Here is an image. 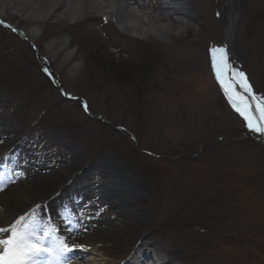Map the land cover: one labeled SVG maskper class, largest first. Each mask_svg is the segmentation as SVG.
Returning a JSON list of instances; mask_svg holds the SVG:
<instances>
[{"label":"rangeland","instance_id":"374dc122","mask_svg":"<svg viewBox=\"0 0 264 264\" xmlns=\"http://www.w3.org/2000/svg\"><path fill=\"white\" fill-rule=\"evenodd\" d=\"M67 1L73 11L83 0ZM186 1L193 20L180 17L172 35L162 37L153 30L135 36L114 20L103 21L106 14L91 0L79 26L58 21L51 10L41 14L43 22L30 24L27 14L0 0L2 77L22 86L13 92L0 79L6 83L0 84V153L23 143L20 162L41 170L39 178L0 191V227L37 215L29 209L38 207L40 224L51 220L75 246L66 254L68 264H119L125 253L131 264H264V143L245 137V122L223 98L211 64V47L227 46L230 9L226 0H210L207 11L203 0ZM235 37L237 60L264 92L258 75L264 69V0H242ZM31 46L55 71L65 98L40 83ZM208 139L213 145L207 151ZM114 167L128 180L117 191L124 203L94 196L88 201L93 211L86 213L93 224L63 235L64 220L46 212L63 185L79 190L82 179L103 192ZM39 182L42 187L33 186ZM45 258L43 264H59Z\"/></svg>","mask_w":264,"mask_h":264},{"label":"snow or ice","instance_id":"6c2138e0","mask_svg":"<svg viewBox=\"0 0 264 264\" xmlns=\"http://www.w3.org/2000/svg\"><path fill=\"white\" fill-rule=\"evenodd\" d=\"M0 24L5 21L0 19ZM5 26L12 27L10 24ZM210 54L216 79L232 108L250 132L264 136V95L254 91L245 72L233 67L227 47L213 46ZM84 107L87 109V104ZM3 180L4 176L0 175V183ZM73 247L58 234V228L51 220L42 226L35 213L21 216L7 227H0V264H43L45 257H52L59 264H68L66 254Z\"/></svg>","mask_w":264,"mask_h":264},{"label":"bare ground","instance_id":"6f19581e","mask_svg":"<svg viewBox=\"0 0 264 264\" xmlns=\"http://www.w3.org/2000/svg\"><path fill=\"white\" fill-rule=\"evenodd\" d=\"M9 1V5L12 6V9L17 10L18 12H22L24 15L27 14L28 18L25 20V22L34 25L43 22L41 21V19L43 18L41 14L44 12L46 13L48 10H51V16L53 18L66 24L70 21L73 22L81 20L82 15L86 16L84 13L85 9L83 6L85 4L90 3V0H83L82 3H80V6H74L72 11L70 5L72 2L67 0ZM207 2L211 3L210 0L202 1L203 7L206 9V11L208 9ZM94 4V8L104 9L108 14L111 15V17L115 18L126 31H136L145 34L146 36H150L152 30L158 32L159 36L162 37L172 35L173 28L175 27L177 22H179L180 17L193 20V17L190 14L191 7L188 6L190 4L192 5V2L186 0H122L120 1V4H114L110 0H96ZM230 12V21L232 23V20L235 18V11L234 9H232ZM230 25L227 30V35L232 47H234L237 40L234 36V29L230 28ZM63 29L68 30L70 28L64 27ZM35 30H39V28L35 27L34 31ZM34 31L32 33H29L33 38L36 37ZM57 34H60V32H58ZM27 36L29 35H26L24 37L27 38ZM28 38L30 39V37ZM30 41L32 40L30 39ZM55 41L58 42L59 40L55 39ZM55 41L53 40V42ZM32 42L36 43L34 41ZM188 51H191V48ZM20 169L23 172L22 174L19 173L20 180H22L23 178L27 179L29 177H34L36 179L39 175V172H37V170H34L36 169L35 167H31L27 164L13 167V170L15 172ZM10 173V171L5 172L4 176H9ZM120 173L121 170L119 168L114 167V170H112L111 172L112 177L107 185V189H104L103 192L104 198H108L114 203L118 199H121V203L118 204L122 205L125 200L121 198V195L117 191L119 190V187L123 189L125 185L128 184V180H125ZM17 178L18 175L8 177L7 181H3L2 183H0V187H3L5 185L13 186V183ZM33 186H36L37 188L42 187L40 182L38 184H34ZM68 188L71 190L72 187L70 186Z\"/></svg>","mask_w":264,"mask_h":264},{"label":"water","instance_id":"95a60500","mask_svg":"<svg viewBox=\"0 0 264 264\" xmlns=\"http://www.w3.org/2000/svg\"><path fill=\"white\" fill-rule=\"evenodd\" d=\"M239 3H240V0H234V7H235V10L237 11V15H238V11H239ZM237 20H238V17H236L235 19V25L237 23Z\"/></svg>","mask_w":264,"mask_h":264},{"label":"trees","instance_id":"16d2710c","mask_svg":"<svg viewBox=\"0 0 264 264\" xmlns=\"http://www.w3.org/2000/svg\"><path fill=\"white\" fill-rule=\"evenodd\" d=\"M264 49V48H263ZM263 59H264V55H263ZM263 65H264V60H263ZM259 80L261 81V82H263V84H264V69L263 70H261V74L259 75Z\"/></svg>","mask_w":264,"mask_h":264}]
</instances>
